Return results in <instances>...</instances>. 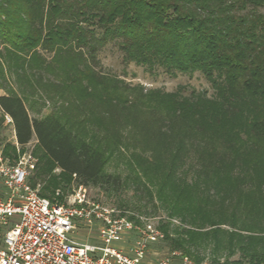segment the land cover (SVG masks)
Here are the masks:
<instances>
[{
    "label": "rangeland",
    "instance_id": "obj_1",
    "mask_svg": "<svg viewBox=\"0 0 264 264\" xmlns=\"http://www.w3.org/2000/svg\"><path fill=\"white\" fill-rule=\"evenodd\" d=\"M18 3L21 5L20 1ZM37 25L45 30L46 22L37 21ZM34 41L35 45L31 40L20 41L16 48L0 38V95L20 96L31 117L51 114L58 116L67 128L79 129L80 136L107 157L103 172L117 176L120 185L84 184L75 174L62 175L58 168L50 165L35 139L23 146L15 141L9 117L0 112V157L4 161L15 163L24 154L33 157L35 164L29 180L39 184L57 203H71L81 186L87 201L112 209L116 214L158 217L155 221L159 226L164 224L176 229L207 231L220 226L238 231L227 224L210 225L208 220L218 212L229 219L233 210L248 199L244 193L249 192V187L240 181L248 170L240 160V146L233 141L228 146L220 142L227 141L229 136L235 139L238 125L243 124L241 109L247 112L251 106L239 103L238 108L229 113L230 123L225 124L223 116L207 117L208 100L217 97L211 83L198 71L170 75L159 67L149 69L125 61L112 40L99 47L94 57L85 55L77 60L68 56L66 60L64 55V64L60 65L55 59L54 46L44 37ZM58 72L61 73L54 75ZM74 73L77 79L72 81L70 76ZM191 91L206 95L197 99L190 96ZM173 93H179L180 97H172ZM110 99L113 103L106 104ZM104 103L111 105L105 111L100 106ZM173 157H178L175 165ZM172 165L176 166L175 173L169 177ZM49 179H53L51 185ZM163 179L166 183H162ZM171 202L179 214L170 213ZM252 209L255 212L244 219L247 223L257 218V207ZM183 215L202 223L203 227L194 228L182 222ZM242 218L237 215L238 221ZM78 225L74 231L77 240L103 244L94 222L90 226ZM172 234L169 230V235ZM211 246L210 243L209 248ZM209 248L202 251L199 262L216 264L211 261ZM152 249L161 250L162 244H154ZM170 249L183 252L179 248ZM221 255L223 253L216 255L219 261L225 257ZM239 256L237 251L229 259Z\"/></svg>",
    "mask_w": 264,
    "mask_h": 264
},
{
    "label": "trees",
    "instance_id": "obj_2",
    "mask_svg": "<svg viewBox=\"0 0 264 264\" xmlns=\"http://www.w3.org/2000/svg\"><path fill=\"white\" fill-rule=\"evenodd\" d=\"M42 20L45 30L36 26ZM41 37L54 46L60 65L64 64V55L66 60L68 56L77 60L85 55L94 57L99 47L112 40L125 61L149 69L159 67L170 75L198 71L211 83L217 97L208 100L207 117L223 116L225 124L239 103L251 106L247 112L241 109L243 124L238 125L235 139L229 136L220 142L228 146L233 141L240 146V160L248 169L240 181L249 187V192L243 191L248 199L233 210L229 219L218 212L208 220L210 225L227 224L238 231L220 226L207 231L164 224L160 228L165 232L166 245L181 249L196 262L202 260V251L211 243L209 253L216 264H264V0H0L1 39L18 48L20 41L31 40L35 45L34 40ZM70 77L76 80L77 73ZM205 95L190 93L197 99ZM110 103L111 99L106 104ZM106 104H100L104 111L111 106ZM0 112L10 118L15 141L23 146L35 139L50 165L62 175L75 174L84 184L120 185L117 176L103 172L104 153L82 138L79 129L67 128L58 116L31 117L22 98L14 94L0 95ZM175 158L174 165L178 161ZM174 167L169 177L175 173ZM39 193L49 196L41 187ZM170 207L171 214L180 213L174 211L173 203ZM253 207H257V218L247 223L244 219ZM237 215L243 216L241 221ZM181 221L194 228L203 227L184 215ZM169 230L174 234L170 236ZM237 251L239 258L229 259ZM219 253L225 256L222 261L217 259Z\"/></svg>",
    "mask_w": 264,
    "mask_h": 264
},
{
    "label": "built area",
    "instance_id": "obj_3",
    "mask_svg": "<svg viewBox=\"0 0 264 264\" xmlns=\"http://www.w3.org/2000/svg\"><path fill=\"white\" fill-rule=\"evenodd\" d=\"M34 164L27 154L0 157V264H205L168 249L158 217L116 214L87 201L81 186L67 204L40 195L29 182ZM93 222L102 245L74 237L78 224Z\"/></svg>",
    "mask_w": 264,
    "mask_h": 264
}]
</instances>
